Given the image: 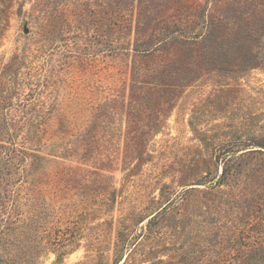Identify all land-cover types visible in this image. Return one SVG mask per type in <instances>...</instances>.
<instances>
[{
    "label": "trees",
    "instance_id": "1",
    "mask_svg": "<svg viewBox=\"0 0 264 264\" xmlns=\"http://www.w3.org/2000/svg\"><path fill=\"white\" fill-rule=\"evenodd\" d=\"M2 3L0 44L6 21ZM243 6L247 7L243 10L248 13L246 24L216 23L220 17L208 15L199 35L195 26L205 8L198 0H49L41 7L42 16L32 21L36 29L31 55L15 52L0 62V264H40L51 252L58 261L79 247V240L69 235L70 228L57 225L62 216L54 222L47 194L55 187L51 175L77 168L66 160L86 161L97 144V136L89 132L104 117L105 107L115 102L112 97L93 96L102 90L101 73L108 58H132L131 93L163 90L177 95L209 73L212 64L228 62L222 60L231 56L228 48L240 53L236 56L242 59L240 70L253 68L264 63V55L258 57L252 44L258 35L264 37V0H249ZM218 26L236 37L234 44L227 46L224 37L214 38ZM227 143L215 146L221 173L210 178V172L203 173L194 184H209L204 194L213 197L222 193L213 192L222 185L239 189L242 198L250 193L249 199L234 201L238 213L247 214L264 205V142L245 140L243 149ZM257 146L261 149H253ZM250 156L255 166L242 162ZM243 165L247 166L244 173L239 168ZM188 193L169 197L152 213L140 216L139 224L147 222L139 239L122 221L115 246L124 253L118 262L127 254L124 264L147 263L143 259L155 254V248H145L154 240L155 228L172 223L179 212L178 222L196 211L198 205ZM240 219H232L234 228L241 225ZM202 222L199 225L207 231L202 242L192 240L187 246L185 240L168 238L163 247L174 254L147 264H264V252L258 250L264 241L218 240L216 226ZM172 227L178 230L177 225ZM228 247L232 250L225 251Z\"/></svg>",
    "mask_w": 264,
    "mask_h": 264
},
{
    "label": "rangeland",
    "instance_id": "2",
    "mask_svg": "<svg viewBox=\"0 0 264 264\" xmlns=\"http://www.w3.org/2000/svg\"><path fill=\"white\" fill-rule=\"evenodd\" d=\"M2 1L6 21L0 62L15 52L31 55L36 29L32 21L42 16L40 9L49 0ZM198 2L205 11L203 17H197V35L203 33V19L208 15L220 17L216 23L238 20L246 24L248 13L243 12L247 10L243 4L249 0ZM29 15L32 20L28 19ZM131 37L134 38V32ZM223 37L227 46L234 44L236 37L228 35V28L218 26L214 38ZM252 44L258 57L264 55V37L258 35ZM228 52L231 56L222 59L228 62L212 64L209 73H203L188 87L181 88L177 95L163 90L131 93L128 86L132 58L129 55L108 58L107 68L101 73L102 90L95 91L93 96L98 99L112 97L115 102L105 107L104 117L89 132L97 136V144L86 161L66 160L77 168L53 173L55 187L51 195L47 194L55 214L54 222L62 216L57 225L69 227V235L79 240V247L58 261L53 252L44 255L40 264H124L127 254L118 262L124 249L115 246L122 221L139 239L147 222L139 224L140 216L152 213L167 198L184 194L185 190H189L191 202L198 205L196 211L192 213L190 207L191 218L185 217L178 222L179 212L172 223H160L155 228L158 232H154V240L145 247L155 248V254L143 259L147 263L158 256L169 259L174 254L173 250L163 247L168 238H177L176 242L185 240L187 246L192 240L202 242L207 236V231L199 225L202 221L216 226L214 234L217 233L218 240L237 237L249 242L264 241V205L255 206L250 212L246 210L247 214L242 215L234 203L249 199L250 193L242 198L239 189L231 190L222 185L213 190L214 194L218 190L222 193L213 197L204 194L209 184H194L203 173L210 172L209 178L221 173L222 165L215 157L216 144L229 142L227 145L237 144L236 149H243L245 140L253 144L264 142V63L240 70L242 59L236 57L240 53L232 48H228ZM242 162L255 166L253 156L244 157ZM239 168L244 173L247 166ZM101 199L105 203H101ZM236 216L243 220L238 228H234L235 221H232ZM175 225L178 230L172 227ZM258 250L264 252V246Z\"/></svg>",
    "mask_w": 264,
    "mask_h": 264
}]
</instances>
